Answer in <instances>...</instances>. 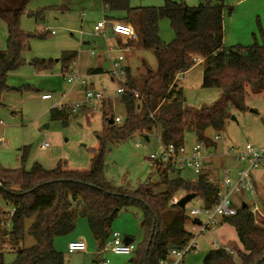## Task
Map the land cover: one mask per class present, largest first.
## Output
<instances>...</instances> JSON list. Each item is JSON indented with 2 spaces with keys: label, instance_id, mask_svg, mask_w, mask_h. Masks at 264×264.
<instances>
[{
  "label": "trees",
  "instance_id": "1",
  "mask_svg": "<svg viewBox=\"0 0 264 264\" xmlns=\"http://www.w3.org/2000/svg\"><path fill=\"white\" fill-rule=\"evenodd\" d=\"M30 1L0 0V21L8 31L7 49L0 51V105L3 93L9 90L7 75L25 64L22 56L29 41L46 36L25 34L20 27ZM101 3L104 12L112 15L109 18L124 15V22L133 28L137 39L126 47L135 53L151 52L156 67H149L141 59V64L131 62L127 68L125 90L120 98L123 121L109 124L115 117L111 105H107L104 114L107 124L97 134L98 148L93 150L89 171H68L61 164L53 170L36 165L31 171L0 165V249L5 245L16 253L13 264H64L54 242L75 230L78 217L86 218L100 250L118 213L128 207L141 210L143 233V241L130 262L159 264L169 253V246L180 249L193 238L187 229L192 224L185 218L188 216L185 209H180L174 201L195 194L205 209L213 208L219 195V168L208 166L191 182L180 176L172 178L177 171L171 164L157 165L156 179H148L135 190H126L108 182L104 176L108 148L134 135L151 134L157 135L162 146L179 147L184 145L185 135L189 133L195 134L206 148H216L207 133L222 132L233 114L246 113L248 92L260 95L264 101V32L261 43L225 47V0H209L197 7H190L182 0H166L162 7L145 8H131L130 0H101ZM43 13L38 11L36 18L41 19ZM161 19H168L174 31L175 38L170 44L159 37ZM115 41L121 46L118 38ZM77 56L76 52L63 53V77ZM198 61L203 67L201 87L218 90L221 95L210 106L191 109L186 107L179 78ZM31 65L37 70H48L53 63L37 60ZM136 66L144 71H137ZM96 74H102V70H93L89 75ZM26 91L36 90L27 87ZM134 93L139 96V105ZM69 110L53 109L52 116L67 120L72 116ZM244 205L238 208L236 216L221 220V224L234 228L239 248L236 243H229L230 250L227 247L211 250L202 264H264V220L256 221L248 205ZM26 221H31L28 235L34 240L30 248L24 247ZM3 253L0 251V264H5Z\"/></svg>",
  "mask_w": 264,
  "mask_h": 264
},
{
  "label": "rangeland",
  "instance_id": "2",
  "mask_svg": "<svg viewBox=\"0 0 264 264\" xmlns=\"http://www.w3.org/2000/svg\"><path fill=\"white\" fill-rule=\"evenodd\" d=\"M165 1L130 0V7H162ZM182 1L188 6L197 7L209 0ZM225 5L227 11L223 21L224 46L246 47L256 42L261 43L264 32V0H225ZM231 8L232 11H229ZM40 10L44 13L41 19H37L36 14ZM103 13L109 15L102 9L101 0H31L29 2L21 17L20 27L25 34L46 36L43 39L32 38L28 50L22 56L25 64L7 75L6 83L9 90L3 93L0 105V165L2 167L31 171L38 165L44 170H53L61 164L64 170L87 172L90 170L93 150L98 148L97 134L102 133L107 124L104 118L107 105H111L114 117H119L123 121L124 108L120 100L122 95L117 94V89L124 83L125 77L121 75L119 69L114 76L111 74L112 66L105 59L104 54L108 44L115 46L116 38L110 30L107 38L95 35L92 30L104 19ZM123 16L108 20L126 24ZM51 32H54L53 36L50 35ZM158 32L159 37L166 44H170L175 38L168 19L159 21ZM7 38V26L0 21L2 52L7 49ZM119 40L121 47L124 48L127 43L133 42ZM66 52H76L78 56L75 64L63 78L61 58ZM126 58L124 71L131 67V62L141 64V59H144L149 67H156L151 52L135 53L130 49ZM37 60L52 61L53 65L48 70H37L31 65ZM99 68L102 74L89 75L91 71ZM136 70L144 71L139 66H136ZM73 75L84 79L88 87L94 91L102 92L104 100L88 103L85 88L78 84L67 83L68 77ZM202 78L203 67L199 63L183 76L182 87L187 108L198 109L204 105L210 106L220 98V91L201 87ZM27 87L36 91H26ZM248 93L245 103L249 107L246 113L233 114L222 132L217 134L211 130L207 133L216 142V149H207L206 168L208 166L217 168L213 160L218 163V157L229 156L231 149L234 153H239L246 145L264 146V101L260 95ZM46 94L51 96V100H42V95ZM76 105L81 106V109L72 113L71 108ZM137 105H139L138 100ZM61 108L70 109L72 116L67 120L54 119L52 110ZM232 117H235L234 121ZM217 135L220 138L218 141L215 139ZM137 143L141 146L137 147ZM197 143L195 134L185 135L184 147L187 153ZM45 144L48 146L43 149L42 146ZM160 151L161 145L156 134H151L148 141L139 135H134L125 142L111 145L104 160V176L116 187L135 190L148 179H156L157 166L151 167L148 158L151 154ZM224 168L219 165L220 173ZM177 176L191 182L198 179L191 170L175 172L171 177ZM252 176L258 184L256 194L253 196L246 193L236 194L234 202L235 204L246 202L254 213V219L260 222L264 220V166L253 169ZM203 208L202 201L195 198L186 205L185 212L191 217L192 209L203 210ZM200 218L205 221L204 217ZM217 220L219 221L217 226L211 227L202 234L199 228L187 225L188 231L196 236L197 250L196 253L186 255L184 264H202L209 251L225 249L229 243H236V241L228 243L231 235H234V229L232 230L228 224H221L222 219ZM141 221L142 213L137 208L128 207L118 213L112 223L111 231L119 233L122 238H131L136 249L130 256L107 253L104 256L107 264H132L130 261L135 257L143 241ZM30 224L31 221L25 223V248L34 245V240L28 235ZM73 239L83 241L87 246V252L69 253L67 246L75 241ZM236 244L239 248V244ZM54 247L62 253L64 264H101L102 261L101 256L96 257L97 243L90 232L86 218L78 217L75 230L68 236L57 238ZM227 249L230 250V246ZM0 251L4 252L5 264L14 263L16 253L5 245Z\"/></svg>",
  "mask_w": 264,
  "mask_h": 264
},
{
  "label": "built area",
  "instance_id": "3",
  "mask_svg": "<svg viewBox=\"0 0 264 264\" xmlns=\"http://www.w3.org/2000/svg\"><path fill=\"white\" fill-rule=\"evenodd\" d=\"M92 30L95 35L102 36L103 38H107L110 30L114 38L128 41H135L137 39L133 28L128 24L119 21L103 19L98 22ZM51 35L53 36L54 32H51ZM114 45L115 46L107 45L104 53L105 59L108 60L112 66L111 74L114 76L119 69L121 75H123L126 80V70H123V65L126 63V57L130 48H124L115 43ZM92 55H94V53H92ZM63 78H65V76ZM67 83L72 85L78 84L85 88L86 100L89 101L88 103L104 100L102 92L94 91L92 88L88 87L84 79H81L76 75L68 77ZM124 83L117 89V94H124ZM134 97L137 100L139 98L137 93H134ZM41 98L42 100H51L49 94L42 95ZM78 109H81V106L76 105L74 108H71V112L75 113ZM113 122L120 124L121 119L115 117ZM215 139L218 141L220 138L216 137ZM47 146L48 145L45 144L42 148L44 149ZM136 146L140 147L141 145L140 143H137ZM206 151L207 149L205 145L199 142L191 148L189 153L186 152L184 145L179 147L174 145H161L160 153L151 154L148 158V162L151 167L171 164L177 172L191 170L198 176L206 168ZM229 156L233 158L238 168L234 170L226 167L221 172L219 195L214 207L211 209L203 208V210L192 209L190 211L191 217L189 216V219L191 224L194 219H199L201 222L200 226L192 225V228L197 227L200 229V234L206 232L213 226H217L219 224L217 219L230 218L237 215L238 208L241 207V205L246 204V202L241 201L235 204L234 196L236 194L246 193L249 196L256 194L257 185L253 180L252 171L253 169L264 166V146L256 147L246 145L239 153H234V150L231 149L229 151ZM178 201L179 200H175L174 203L176 204ZM251 213L254 214L252 211ZM201 216L205 218V221L201 220ZM124 239L125 238H122L119 233L111 232L105 245L98 250L96 255L102 257L101 264H107V260L104 258L107 253L119 256H130L133 254L136 249L135 245L133 242L125 243ZM195 240L196 236L193 234V238L185 247L169 250L167 256L160 260L159 264H184L186 255L196 253L197 248ZM67 250L71 254L86 253L87 246L83 241H73L68 244Z\"/></svg>",
  "mask_w": 264,
  "mask_h": 264
},
{
  "label": "crops",
  "instance_id": "4",
  "mask_svg": "<svg viewBox=\"0 0 264 264\" xmlns=\"http://www.w3.org/2000/svg\"><path fill=\"white\" fill-rule=\"evenodd\" d=\"M190 7H195V6H190ZM103 9V8H102ZM103 18L104 19H108L109 17H112V15H107L106 16V14L105 13H103ZM115 43H116V41H114ZM126 63H127V59H126ZM198 63L199 64H201V61H198ZM131 64V63H130ZM127 66V65H126ZM184 76V75H183ZM183 76L182 77H180L179 78V81H180V83H181V86H182V79H183ZM184 89V88H183ZM247 107H249L248 105H246ZM255 113V112H254ZM213 142H214V140H212ZM215 144H216V142H214ZM210 148H212V147H210ZM210 148H206V149H210ZM214 149V148H213ZM216 149V148H215ZM215 158V157H214ZM218 160L219 161H217L218 163H215L214 162V160H213V163H214V165L215 166H217V168H219V165H222L223 167H228V168H231V169H234V170H236L238 167H237V164L234 162V160H233V158H231L230 156H227V155H222V156H220V157H218ZM221 160V161H220ZM232 160V161H231ZM253 180H254V178H253ZM254 182L256 183V181L254 180ZM256 185H258L257 183H256ZM234 228L232 227V230H233ZM234 231V235L232 234L231 235V238H230V240L228 241V243L229 242H235L236 241V243H238L237 241H238V238H237V234H236V232H235V230H233ZM112 232V231H111ZM73 240H75V239H73ZM75 241H81L80 239H78V240H75ZM73 242V241H72ZM132 242H133V240H132ZM54 244H55V242H54ZM96 257H100V256H96Z\"/></svg>",
  "mask_w": 264,
  "mask_h": 264
},
{
  "label": "water",
  "instance_id": "5",
  "mask_svg": "<svg viewBox=\"0 0 264 264\" xmlns=\"http://www.w3.org/2000/svg\"><path fill=\"white\" fill-rule=\"evenodd\" d=\"M232 120L234 121L235 120V117H232ZM113 123H114L113 120H110L109 124L112 125ZM45 128H47V126H45ZM143 139L146 140V141H148L149 140V137L148 136H144ZM195 198H196V195L195 194L186 195V196L182 197L181 199H179V201L176 204H177V206L180 209L184 210L185 207H186V205L188 203H190ZM243 207L245 208V205ZM185 218H186V220H189V216H186ZM192 225H194V226H200L201 225V222L199 221V219H194L192 221ZM124 241H125V243H131L132 242V239L125 238ZM172 249H174V247L173 246H169V250H172Z\"/></svg>",
  "mask_w": 264,
  "mask_h": 264
}]
</instances>
